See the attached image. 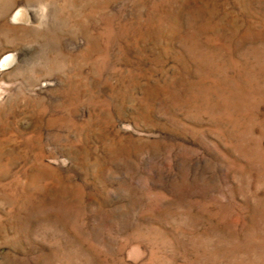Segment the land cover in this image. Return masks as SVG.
I'll list each match as a JSON object with an SVG mask.
<instances>
[{
	"label": "rangeland",
	"instance_id": "rangeland-1",
	"mask_svg": "<svg viewBox=\"0 0 264 264\" xmlns=\"http://www.w3.org/2000/svg\"><path fill=\"white\" fill-rule=\"evenodd\" d=\"M0 264H264V0H0Z\"/></svg>",
	"mask_w": 264,
	"mask_h": 264
},
{
	"label": "bare ground",
	"instance_id": "bare-ground-1",
	"mask_svg": "<svg viewBox=\"0 0 264 264\" xmlns=\"http://www.w3.org/2000/svg\"><path fill=\"white\" fill-rule=\"evenodd\" d=\"M21 12L20 11H18L16 14H15V18H19V17H21ZM14 59V56L12 55V54H8L5 58H4V60H3V62H10V61H12Z\"/></svg>",
	"mask_w": 264,
	"mask_h": 264
}]
</instances>
